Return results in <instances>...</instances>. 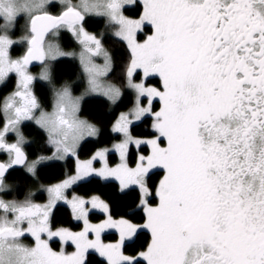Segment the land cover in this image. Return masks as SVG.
<instances>
[{"label":"snow or ice","instance_id":"6c2138e0","mask_svg":"<svg viewBox=\"0 0 264 264\" xmlns=\"http://www.w3.org/2000/svg\"><path fill=\"white\" fill-rule=\"evenodd\" d=\"M0 92V264H264V0H0Z\"/></svg>","mask_w":264,"mask_h":264},{"label":"trees","instance_id":"16d2710c","mask_svg":"<svg viewBox=\"0 0 264 264\" xmlns=\"http://www.w3.org/2000/svg\"><path fill=\"white\" fill-rule=\"evenodd\" d=\"M129 15H134V12H129ZM102 27V26H101ZM94 31H99V28L93 29ZM59 40V44L63 47V49H67V50H72V48L75 46V42L71 40L70 35L68 33H63L61 38L58 39ZM108 46L110 48H113L116 51H122V49H120V46L118 44H113L111 42V40H109L108 42ZM55 66L58 69L59 74L64 78V79H75L76 77V73L79 70L78 69V63L77 61H69L65 58H61L60 60H58L57 62H54ZM42 90L38 89V95L40 94ZM79 93V91L77 92ZM130 97V93L128 94ZM50 99V97H49ZM128 105V98L125 99L124 101V107H121L120 109L116 110L115 112H111L109 111V109L107 108V105H101L98 102H92L89 103L87 105L84 106L83 108V112H82V116L88 119H91L92 122H96V119H103L104 121H107L108 119H113L115 115L118 114L119 110H123L125 109V107ZM50 108V107H49ZM33 128H25V134L26 136H29L31 139H33L35 137V132L33 131ZM145 126L143 124H141L139 126V128L137 129V131H145ZM108 140V136H102L100 138L99 143L100 144H104L105 142H107ZM42 141H40L39 139H37V143H40ZM95 142L93 143H89L87 145L84 146L83 150H82V156L86 155L87 153L91 152L94 150L95 147ZM155 179V177H154ZM79 192L81 194L84 193H91V192H95L96 194H101L105 199H108L112 204H113V212H120L123 211V205L125 203H127L130 199V197H126V196H122L121 194H119L118 192H116V190L112 187V186H103V185H88L85 186L84 188L79 189ZM101 216V214L99 213H95L92 216L93 220L99 219ZM67 217H64V219H66ZM107 240H112L114 239V234H106L105 237Z\"/></svg>","mask_w":264,"mask_h":264},{"label":"flooded vegetation","instance_id":"af4514ba","mask_svg":"<svg viewBox=\"0 0 264 264\" xmlns=\"http://www.w3.org/2000/svg\"><path fill=\"white\" fill-rule=\"evenodd\" d=\"M21 52H22V47L20 48L19 46H16V50H15V52L13 53V55L14 56H16V55H19V54H21ZM38 68V66H34L33 68H32V71H35L36 69ZM13 84H14V80H13ZM11 89H9L8 91H10ZM7 94V92H0V95H6ZM50 109V108H49ZM28 137V139L29 140H31V138L29 137V136H27ZM36 202L37 203H42L43 202V198H38L37 200H36Z\"/></svg>","mask_w":264,"mask_h":264},{"label":"rangeland","instance_id":"374dc122","mask_svg":"<svg viewBox=\"0 0 264 264\" xmlns=\"http://www.w3.org/2000/svg\"><path fill=\"white\" fill-rule=\"evenodd\" d=\"M18 35H19V33H18ZM57 43H59V40H57ZM17 46H19V45H17ZM61 46V45H60ZM20 48H21V46H19ZM62 47V46H61ZM63 48V47H62ZM65 51H71V50H67V49H64ZM77 63H78V61H77ZM39 72V68H37L35 71H33V73H38ZM77 95L79 94V93H76ZM49 110H51V108L49 109ZM123 110H125V109H123ZM82 118H85V117H83L82 116ZM100 218H102V217H100ZM97 220L98 219H96V220H93V222H97Z\"/></svg>","mask_w":264,"mask_h":264}]
</instances>
